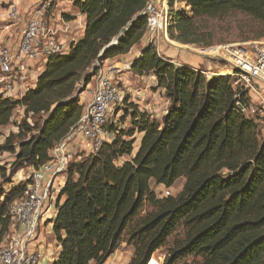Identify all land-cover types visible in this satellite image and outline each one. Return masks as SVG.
I'll return each instance as SVG.
<instances>
[{
    "label": "trees",
    "instance_id": "16d2710c",
    "mask_svg": "<svg viewBox=\"0 0 264 264\" xmlns=\"http://www.w3.org/2000/svg\"><path fill=\"white\" fill-rule=\"evenodd\" d=\"M149 1L75 0L86 16L83 37L67 52L49 55L35 87L20 99L0 96V129L24 108L13 122L17 131L0 139V154L14 155L9 176L0 165V247L12 226L10 205L29 183L13 184L11 177L51 160L54 147L85 114L81 94L99 67L128 53L147 33ZM166 3L168 34L181 44L211 47L208 21L235 12L256 22L253 38H264V0ZM130 70L154 75L170 105L158 118L129 103L131 127L108 125L111 141L71 161L51 220L60 247L52 264H105L123 241L135 249L128 264H145L178 233L163 264L189 257L193 261L184 264H264V139L256 119L237 105L247 102L248 92L233 75L210 80L201 69L176 64L155 43ZM136 132L142 137L135 152ZM180 178L186 181L176 196L158 197L152 189V180L170 188Z\"/></svg>",
    "mask_w": 264,
    "mask_h": 264
},
{
    "label": "built area",
    "instance_id": "2783aa9c",
    "mask_svg": "<svg viewBox=\"0 0 264 264\" xmlns=\"http://www.w3.org/2000/svg\"><path fill=\"white\" fill-rule=\"evenodd\" d=\"M60 0H38L35 11L23 31L20 43L16 47L0 48V83L22 80L27 77L22 70L17 71L20 62L35 58L37 55L48 57L64 51V45L56 37V33L47 22V13L54 2ZM144 14L148 16L147 33L152 43L159 48L163 32L166 36L169 25V8L166 0H150ZM20 12L15 5L10 7L9 18L16 20ZM203 53L210 51L202 48ZM235 85L241 86L248 94L247 102L237 101L240 110L249 117L264 116V46L257 49L254 57L246 58L238 55L232 62ZM112 68L104 64L93 76V98L72 131L81 134L90 147V153L100 150L107 141L108 125L111 112L121 100V90L113 77ZM13 83V82H12ZM0 96L7 97L15 88L12 84L4 86ZM254 99V100H253ZM75 152L69 147L67 138L61 140L52 151V158L22 180H28L26 190L20 198L10 205L12 226L0 247V264H40L42 255L35 249L34 243L40 235V224L45 218L53 201L55 179L65 173L73 160ZM166 195H170L166 189ZM15 232L10 235L11 229ZM164 259L152 255L145 264H163Z\"/></svg>",
    "mask_w": 264,
    "mask_h": 264
},
{
    "label": "rangeland",
    "instance_id": "374dc122",
    "mask_svg": "<svg viewBox=\"0 0 264 264\" xmlns=\"http://www.w3.org/2000/svg\"><path fill=\"white\" fill-rule=\"evenodd\" d=\"M208 23L214 31V44L209 47L210 51H208V53H203V47L201 46L179 45L176 41L170 38L168 29L166 36L163 32V37L160 38V52L163 54L164 48L162 49V45L168 48H179L177 52L178 55L176 57V59H179V63H193L197 65V69H201L205 73L206 77L211 80L219 75H233L235 71L232 69V62L235 61L238 55H242L246 58L254 57L257 49L261 46H264V38H253L256 34L255 28L257 24L248 15L235 12L223 19H210ZM125 64L126 65L121 67L120 72H117V74L114 75V79L121 90L122 100L112 110L109 122V126L111 124H114L120 128H128L132 125L130 116L127 114L131 112V108H129V112H127L129 103H134L138 105V107H142L144 103L147 102V99L152 95L154 100H157L156 113L158 114L163 113L170 105V101H167L165 93L157 87V83L156 85L153 84L149 75H138L130 70V68L127 66V63ZM254 118L256 119L258 125L259 137L264 139V116L259 114ZM13 120L15 121L16 118H13ZM13 126L14 123L12 121L7 127L3 129V136L0 138L1 141L5 139V136H7L8 133L14 130ZM138 134L139 132L135 133V139L137 138ZM139 145V142L134 143L135 150L138 149ZM86 155L87 153L85 151H81L80 148H78L75 151V155L72 161L74 162L80 160ZM13 160L14 155L11 153L0 154V165L3 164L7 167L8 176L10 174V163ZM66 173L67 172H65V174ZM16 174L11 177L13 182L16 181ZM185 181V178H180L172 187L167 188L164 185L157 184L154 180H152L151 186L152 189L157 193L158 197H165V195L167 194L166 189H169L170 195L176 196L183 189ZM61 183L62 182L60 181V184ZM10 186L11 184L6 185V187ZM57 190L58 186H55V188H53V192H56ZM148 208L149 207L147 206L145 210H147ZM45 222L46 219L43 218L40 224V238L42 235H44L45 232ZM45 236H47V234H45ZM181 236L182 234L180 233L173 234L169 238L168 243L159 248L154 253V255L160 256L161 258L165 259L168 248L172 246L174 244V241ZM53 237L54 235H49L47 239L52 243ZM134 252L135 249L133 248V246L128 245L126 241H123L119 245L113 256L111 255L112 258L110 259L109 264H114V262L116 261L117 264L118 261H120V264H128L133 258ZM192 261L193 258L189 257L179 261L177 264L191 263Z\"/></svg>",
    "mask_w": 264,
    "mask_h": 264
},
{
    "label": "crops",
    "instance_id": "0c3cea01",
    "mask_svg": "<svg viewBox=\"0 0 264 264\" xmlns=\"http://www.w3.org/2000/svg\"><path fill=\"white\" fill-rule=\"evenodd\" d=\"M37 1L38 0H0V48L16 47L20 43L23 31L26 28L30 17L35 11V3ZM74 2L75 0H60L54 2L47 13V22L49 23V26L52 28V30L55 31L58 41L64 45L65 52L69 50L70 45L73 42H76L83 37L85 30L86 16L79 12V10L74 6ZM12 5H15L20 12V17L16 20L9 18V11ZM181 6L184 7L185 6L184 3L181 4ZM150 43H152L151 39L148 36V33H146L144 37L141 39V41L135 44L128 53L109 58L104 62V65L107 68L114 69L112 73L114 77V75L117 74V72H120L121 67L126 65L125 63H127V66L131 68V64L133 63V61L142 54L145 47H147ZM177 43L179 45H186V44H181L179 42ZM163 48H164L163 51L164 55L171 58L172 61L175 62L176 64H182L179 63L178 58L176 59L179 48L176 47L168 48L162 45V49ZM160 49H161V45L159 46L158 49L159 52ZM47 59H48L47 57H44L42 55H37L35 58L22 60L20 62V65L17 67V71L19 70L23 71L24 75L27 77L26 81L8 80L7 82L0 83V93H3L5 91L4 86L6 84H10V85L12 84V86H15V88L9 92V95H7V97L12 99H20L28 89L35 87L38 77L45 70ZM190 65L197 68V65L193 63H191ZM149 76L153 84L156 85L155 76L152 74H150ZM93 88H94L93 83L90 82L89 85L87 86V89L81 94V103L85 105L84 108L85 112L93 98ZM160 90L164 92V89L160 88ZM156 106H157V100H154V98L151 95V97L147 99V102H145L142 107H139V109H141L142 111L147 110V112L150 113L152 116L161 118L166 112V110L163 113L158 114L156 113L157 111ZM23 114H24V108L21 107L17 108L15 111V115L13 116V118H16V120L15 121L13 120V122L19 121L22 118ZM4 128L5 127L1 128L0 131L3 132ZM13 128L14 130L12 131H17V127L15 125L13 126ZM2 136L3 134L1 135V137ZM141 137H142V133H139L135 142L140 143ZM66 138L67 141L69 142V147L74 152L78 148H80L81 151H85L87 154L90 153V147L88 141L78 132L71 131ZM112 138H113V134L109 132L107 141H111ZM137 150L134 151L136 152ZM126 158L128 157H125V159ZM33 170H34L33 167H26L19 170L15 176L16 181L13 184L23 181L22 178L30 175L33 172ZM66 178L67 175L63 173L61 176H58L55 179L54 185L58 186V190L56 192H53L52 205L49 208L44 218L46 219L45 222L46 224L44 223L45 232L44 235L41 236V238H40L41 235L40 233L39 238L34 243L35 249H37L42 255L40 264H52L54 259L58 256L60 252V247L57 245L55 237H53L52 243L47 238L49 235L51 236L54 235L52 230L53 223L51 222V220L57 214V202L59 197V191L64 186L66 182ZM60 181L62 182L61 184ZM13 232H15L14 228L11 229L10 235L13 234ZM45 234H47V236H45ZM112 256H110V258L107 260V262H105V264H109ZM91 264H95V262H91ZM114 264H117V261L114 262ZM118 264H120V261H118Z\"/></svg>",
    "mask_w": 264,
    "mask_h": 264
},
{
    "label": "water",
    "instance_id": "95a60500",
    "mask_svg": "<svg viewBox=\"0 0 264 264\" xmlns=\"http://www.w3.org/2000/svg\"><path fill=\"white\" fill-rule=\"evenodd\" d=\"M131 24H132V22L131 23H129V25L127 26V27H125L122 31H121V33H120V35L119 36H117L114 40H113V42H112V44H115L117 41H118V39L127 31V29L131 26Z\"/></svg>",
    "mask_w": 264,
    "mask_h": 264
}]
</instances>
